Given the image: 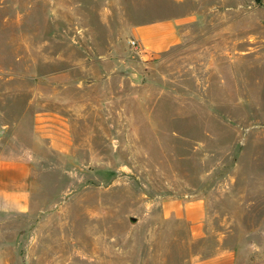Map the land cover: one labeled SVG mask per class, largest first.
I'll return each mask as SVG.
<instances>
[{
	"label": "rangeland",
	"instance_id": "1",
	"mask_svg": "<svg viewBox=\"0 0 264 264\" xmlns=\"http://www.w3.org/2000/svg\"><path fill=\"white\" fill-rule=\"evenodd\" d=\"M188 15L191 45L133 54L132 24ZM86 79L118 117L92 109L70 157L37 150L31 214L0 217V264H193L219 238L235 264H264V0H0V158L33 149L36 111ZM195 195L198 241L161 210Z\"/></svg>",
	"mask_w": 264,
	"mask_h": 264
},
{
	"label": "crops",
	"instance_id": "2",
	"mask_svg": "<svg viewBox=\"0 0 264 264\" xmlns=\"http://www.w3.org/2000/svg\"><path fill=\"white\" fill-rule=\"evenodd\" d=\"M177 6H184L188 0H173ZM200 18V15L198 16ZM197 17L191 20L188 16L169 17L150 22L132 24L131 35L140 42V45L153 56L160 59L172 50L192 44V39L183 31L202 23ZM114 45V43H112ZM109 58V56H108ZM148 56L144 57L147 60ZM121 58L118 53L112 57V69L106 71L104 86L108 92V83L114 76H118L121 69ZM100 81V79H99ZM87 79L82 83V96L79 100L54 99L47 106L36 111L33 124V149L20 155L0 158V217L12 218L30 215L34 193L35 161L38 160L37 150L49 151L64 157L73 155L77 126L81 119L90 115L100 116V110H112L113 100L106 98L103 103L95 102L85 93L93 90L94 85L100 82ZM96 83V84H95ZM54 98H59L58 96ZM101 117L103 115L101 114ZM162 215L167 219H175L185 223L189 228L190 236L195 240H204L207 235L208 202L201 195L192 197H166L162 200ZM214 253L207 257H195L193 264H235L237 250L224 244L219 238Z\"/></svg>",
	"mask_w": 264,
	"mask_h": 264
},
{
	"label": "built area",
	"instance_id": "3",
	"mask_svg": "<svg viewBox=\"0 0 264 264\" xmlns=\"http://www.w3.org/2000/svg\"><path fill=\"white\" fill-rule=\"evenodd\" d=\"M129 46L134 55L138 56L140 59L144 60V57L148 56V59H153V56L148 55V52L140 45V42L132 38L129 40Z\"/></svg>",
	"mask_w": 264,
	"mask_h": 264
},
{
	"label": "water",
	"instance_id": "4",
	"mask_svg": "<svg viewBox=\"0 0 264 264\" xmlns=\"http://www.w3.org/2000/svg\"><path fill=\"white\" fill-rule=\"evenodd\" d=\"M131 222H132L133 224L136 223V219L132 218V219H131Z\"/></svg>",
	"mask_w": 264,
	"mask_h": 264
},
{
	"label": "bare ground",
	"instance_id": "5",
	"mask_svg": "<svg viewBox=\"0 0 264 264\" xmlns=\"http://www.w3.org/2000/svg\"><path fill=\"white\" fill-rule=\"evenodd\" d=\"M100 253V252H99Z\"/></svg>",
	"mask_w": 264,
	"mask_h": 264
}]
</instances>
